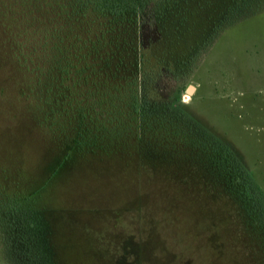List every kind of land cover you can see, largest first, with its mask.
<instances>
[{
  "label": "rangeland",
  "instance_id": "1",
  "mask_svg": "<svg viewBox=\"0 0 264 264\" xmlns=\"http://www.w3.org/2000/svg\"><path fill=\"white\" fill-rule=\"evenodd\" d=\"M15 1L0 0V12L17 15ZM134 48L148 127L170 113L228 149L264 220V0H145ZM30 80L1 40L0 185L13 195L38 190L49 264H264V235L217 180L188 158L143 156L122 123H106L103 147L72 153L53 176L75 120L49 127ZM7 210L0 203V264H46Z\"/></svg>",
  "mask_w": 264,
  "mask_h": 264
},
{
  "label": "trees",
  "instance_id": "2",
  "mask_svg": "<svg viewBox=\"0 0 264 264\" xmlns=\"http://www.w3.org/2000/svg\"><path fill=\"white\" fill-rule=\"evenodd\" d=\"M144 2L16 0L14 8L22 5L17 15L0 12V41L11 50L16 65L31 75L32 91L38 87L43 92L41 119L49 121V127L58 117L69 123L75 120L70 125L72 141L66 144L53 176L72 153L102 148L105 124L116 121V125L124 126L126 143L133 142L143 156L188 158L201 165L203 172L217 180L231 197L242 220L264 235L257 195L228 149L199 136L185 119L178 120L170 113L154 116L157 122L165 123L148 127V107L138 96L142 79L138 77L140 59L134 48ZM78 91L82 95L74 103L72 98ZM37 191L13 195L0 185V203L20 219L16 228L30 253H37L36 257L49 264L38 240L40 235L51 236V226L44 224L42 212L32 205Z\"/></svg>",
  "mask_w": 264,
  "mask_h": 264
},
{
  "label": "water",
  "instance_id": "3",
  "mask_svg": "<svg viewBox=\"0 0 264 264\" xmlns=\"http://www.w3.org/2000/svg\"><path fill=\"white\" fill-rule=\"evenodd\" d=\"M193 89L194 88L192 86H189L186 91H187V93L190 94V93H192Z\"/></svg>",
  "mask_w": 264,
  "mask_h": 264
}]
</instances>
